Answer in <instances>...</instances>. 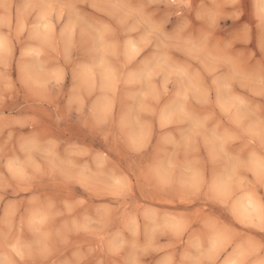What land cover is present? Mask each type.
Wrapping results in <instances>:
<instances>
[{
	"label": "clouds",
	"instance_id": "9594fccd",
	"mask_svg": "<svg viewBox=\"0 0 264 264\" xmlns=\"http://www.w3.org/2000/svg\"><path fill=\"white\" fill-rule=\"evenodd\" d=\"M0 264H264V0H0Z\"/></svg>",
	"mask_w": 264,
	"mask_h": 264
}]
</instances>
